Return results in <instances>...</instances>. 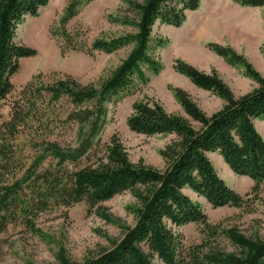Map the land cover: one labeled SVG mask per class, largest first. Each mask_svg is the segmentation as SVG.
Listing matches in <instances>:
<instances>
[{"label":"rangeland","instance_id":"1","mask_svg":"<svg viewBox=\"0 0 264 264\" xmlns=\"http://www.w3.org/2000/svg\"><path fill=\"white\" fill-rule=\"evenodd\" d=\"M131 1L144 2L82 0L75 15L63 26L62 19L73 0H49L37 13L21 18L15 42L34 50L36 55L18 60L19 70L12 78L15 92L0 110L2 121L9 119L10 104L19 91L39 76L49 83L71 78L81 87L96 90L99 97L102 84L128 58L134 44L111 53L95 49V45L136 34ZM199 4L197 10L186 12L180 27L160 22L153 27L152 46L156 48L154 56L159 71L154 73L144 66V78L136 79L129 92L105 101L107 116L96 148L100 156L104 147L116 139L132 163L164 171L167 164L164 152L179 137L177 127L169 122L180 121L196 129L200 126L186 112L179 92H184L206 117L223 108L224 102L216 94L196 87L177 70L178 62L206 74L217 73L236 98L258 87L255 76L264 79V6H245L239 0H199ZM5 14L0 0V20ZM93 103L86 102L83 106L92 108ZM61 104L64 129L54 139L55 149L34 147L25 137L18 139L17 148L27 168L36 165L40 171L50 167L73 171L84 166L76 156L84 126L79 121V108L67 100ZM254 125L264 140V118L255 120ZM208 158L218 177L231 190L243 197L251 193L253 180L233 173L221 152L210 153ZM261 186L263 194L264 183ZM89 191L91 198L86 197L82 203L40 215L34 221L33 231L21 222L10 225L0 234V264H61L63 259L83 264L88 257L121 241L136 224L140 201L135 190L130 183H124L111 186L107 192L104 185L90 187ZM180 195L199 212L190 214L182 225L172 216L166 218L162 231L142 242L141 248L153 264H176L182 259L186 264V251L195 246L203 245L200 252L207 254L209 245L204 246L201 216L221 229L236 227L247 236L257 235L264 240V206L260 203L248 212L221 205L191 186H185ZM218 243L223 251L234 249L226 239ZM200 259L204 262L203 257ZM187 264L194 263L187 261Z\"/></svg>","mask_w":264,"mask_h":264},{"label":"trees","instance_id":"2","mask_svg":"<svg viewBox=\"0 0 264 264\" xmlns=\"http://www.w3.org/2000/svg\"><path fill=\"white\" fill-rule=\"evenodd\" d=\"M81 1L73 0L67 16L62 19V26L75 15ZM239 1L245 6H264V0ZM48 2L3 0L6 14L0 20V110L15 92L12 78L18 73V60L36 55L34 50L15 42L17 22L27 14L37 13ZM129 6L135 15L136 34L95 45V49L111 53L134 44L128 58L102 84L99 97L96 90L81 87L71 78L49 83L39 76L19 91L10 104L8 120L2 121L0 113V234L19 222L35 230L34 221L43 213L62 207L68 209L84 202L86 197L90 199V187L104 185L107 192L113 185L130 183L135 190L140 201L135 226L121 241L88 257L83 264H153L151 257L142 250V242L151 234L162 231L166 218L172 216L182 225L190 214L199 212L194 204L181 197L180 192L185 186L209 195L221 205L248 212H252L256 203L264 206L261 189L264 140L254 125L255 120L264 118V79L259 76H255L258 87L253 92L236 98L217 73L206 74L178 62L177 70L196 87L216 94L224 102L223 108L206 117L184 92H179L186 112L200 126L196 129L180 121L169 122L177 127L179 137L164 152L167 163L164 171L132 163L116 139H112L99 155L96 148L107 116L105 101L129 92L136 79L144 78V66L154 73L159 71L154 56L156 48L152 46L153 27L158 22L180 27L186 12L197 10L200 4L199 0H144L142 3L131 1ZM63 100L79 108V121L84 126L76 156L84 166L73 171L63 167L40 171L36 165L27 168L17 148L18 139L25 137L34 147L55 149L54 139L64 129L61 119ZM86 102H94V105L84 107ZM157 112L163 119L160 111ZM215 152L222 153L233 173L253 180L255 186L249 195L236 194L218 177L208 158V154ZM201 219V235L206 243L204 246L209 245L208 253L200 252L203 245L192 247L186 251V264L187 261L194 264H264L263 239L257 235L247 236L236 227L221 229V226L211 225L206 216ZM220 239H226L233 251L220 249ZM184 261L176 264H184ZM61 264L71 263L63 259Z\"/></svg>","mask_w":264,"mask_h":264}]
</instances>
